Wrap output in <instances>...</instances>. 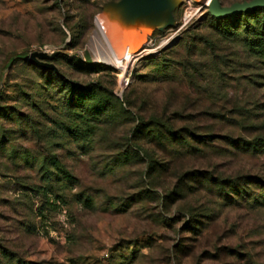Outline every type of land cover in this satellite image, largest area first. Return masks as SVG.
<instances>
[{
	"label": "rangeland",
	"instance_id": "obj_1",
	"mask_svg": "<svg viewBox=\"0 0 264 264\" xmlns=\"http://www.w3.org/2000/svg\"><path fill=\"white\" fill-rule=\"evenodd\" d=\"M108 1L0 0V264H264V63L209 0L98 61Z\"/></svg>",
	"mask_w": 264,
	"mask_h": 264
},
{
	"label": "water",
	"instance_id": "obj_2",
	"mask_svg": "<svg viewBox=\"0 0 264 264\" xmlns=\"http://www.w3.org/2000/svg\"><path fill=\"white\" fill-rule=\"evenodd\" d=\"M182 0H116L102 6L101 13L107 9L114 17L128 16L136 21L134 31L149 36L153 31H163L175 26L174 10ZM207 12L216 18L247 12L254 8H264V0H245L223 5L220 0H209ZM100 13V14H101ZM96 20V18H95Z\"/></svg>",
	"mask_w": 264,
	"mask_h": 264
},
{
	"label": "trees",
	"instance_id": "obj_3",
	"mask_svg": "<svg viewBox=\"0 0 264 264\" xmlns=\"http://www.w3.org/2000/svg\"><path fill=\"white\" fill-rule=\"evenodd\" d=\"M221 1V0H220ZM245 1V0H241ZM241 1H235V2H241ZM222 3V2H221ZM223 4V3H222ZM232 4V3H231ZM207 18L212 22L215 23L213 25V28L216 30V33H218L221 37H227V36H233L234 38L238 37L240 34H243V44L245 45L247 51L254 55L257 59H260L264 63V8H254L247 12H241L230 16H225L222 18H216L211 16L210 14H207ZM217 23V24H216ZM163 66H166L165 62L162 63ZM101 66L98 64H91L89 66V69L91 71H98L100 70ZM70 92L72 94H77L78 97L74 98L71 97L75 101H78L79 103L83 102L85 99L90 100H96L99 102L98 99V88L90 85L87 87H81L76 86L75 88L70 89ZM8 112L4 115H7ZM155 131L152 132V135L155 137H160L164 135V132L155 127ZM171 130H166V132H169ZM170 139V138H168ZM160 141L164 139H159ZM244 144H251L252 142H247L243 140ZM259 145H264V140H259L257 142ZM56 165V163L54 162ZM56 169L58 170V166L56 165ZM236 183L232 185V189L235 190ZM239 191V190H238ZM240 192V191H239ZM85 201L87 199L85 198ZM253 201L255 203H258L259 205H264V188L262 189V192L258 194V196H254ZM0 253H2L4 256H6L7 259H10L12 253L5 252L2 247L0 246ZM21 264H30V263H21Z\"/></svg>",
	"mask_w": 264,
	"mask_h": 264
},
{
	"label": "bare ground",
	"instance_id": "obj_4",
	"mask_svg": "<svg viewBox=\"0 0 264 264\" xmlns=\"http://www.w3.org/2000/svg\"><path fill=\"white\" fill-rule=\"evenodd\" d=\"M188 16L189 14H186L185 19ZM135 26L136 21L133 19L125 15L118 18L114 17L111 11L107 9L102 15L98 16L93 38L94 42L104 43L101 48H98V61L115 65L116 67L121 66L120 60L127 53L135 51L136 46L140 44L141 39L135 38L132 33ZM134 56L135 54L129 55L128 61L132 62Z\"/></svg>",
	"mask_w": 264,
	"mask_h": 264
},
{
	"label": "built area",
	"instance_id": "obj_5",
	"mask_svg": "<svg viewBox=\"0 0 264 264\" xmlns=\"http://www.w3.org/2000/svg\"><path fill=\"white\" fill-rule=\"evenodd\" d=\"M144 51H145V50H144ZM142 52H143V51H142ZM142 52H141V53H142ZM139 54H140V53H139ZM136 55H138V54H135V56H136ZM135 56H134V57H135Z\"/></svg>",
	"mask_w": 264,
	"mask_h": 264
}]
</instances>
